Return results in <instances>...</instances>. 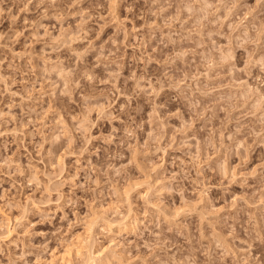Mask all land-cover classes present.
Segmentation results:
<instances>
[{"label": "clouds", "instance_id": "obj_1", "mask_svg": "<svg viewBox=\"0 0 264 264\" xmlns=\"http://www.w3.org/2000/svg\"><path fill=\"white\" fill-rule=\"evenodd\" d=\"M0 264H264V0H0Z\"/></svg>", "mask_w": 264, "mask_h": 264}]
</instances>
